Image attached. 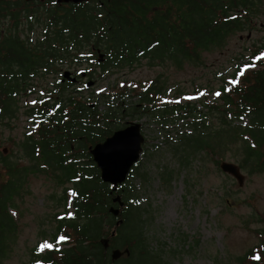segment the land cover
<instances>
[{"label": "trees", "instance_id": "trees-1", "mask_svg": "<svg viewBox=\"0 0 264 264\" xmlns=\"http://www.w3.org/2000/svg\"><path fill=\"white\" fill-rule=\"evenodd\" d=\"M44 3L41 44L38 41L32 47L27 45L24 51L28 59L33 57L34 67L37 53L42 54L41 75L45 80H52L43 84L41 90L38 85L34 86L38 88L39 100L28 106L25 112L33 115L35 120L40 116L41 122L38 129L35 126L33 132L26 134L22 146L26 149L25 154L28 155V151L29 155L43 161L39 171L50 172L60 186V193L52 194L58 200L59 210L55 213V230L51 239L57 240L63 234L68 240L63 247L35 251L37 258L51 264H158L144 232L141 214L146 209L140 208L138 199L132 201L135 193L130 177L141 159L134 165L129 178L115 189L111 183L102 180L89 146L104 140L122 126L110 122L113 117L110 115L116 111L124 113L126 108H131L142 114L157 109L159 116L170 119L175 110L181 109V115L189 118L187 123L192 128V131H185L181 140L191 141L190 145L196 149L211 152L219 169H222L223 152L232 148L243 170L249 174L264 173V60H260V66L247 69L243 76L236 70L232 75L239 81L237 84L225 82L219 87L217 97L223 99L220 109L223 114H229V118L222 115L215 144L199 127V116L195 119V113L204 115L208 111L202 113L191 100L159 103V97L165 92V84L159 80H150L147 87L138 92L140 103L132 102L131 105L125 102L129 85L112 90L115 96L112 100L106 99L110 108L103 111L98 108L103 94H83L81 89L73 86L74 81L66 78L64 82L60 75L55 77L53 73H58L57 68L65 62L80 66L87 58L108 74L144 60L158 65L172 61L178 68H182L185 62L198 63L203 51L223 49L231 35L251 29L263 13L264 0H86L77 3L44 0ZM263 50L264 42L250 54V62H255L253 58ZM7 51L6 44L1 42L0 93L3 95L6 91L14 92L19 86L18 77L4 72ZM13 51L21 50L15 47ZM100 53H103V59H99ZM85 71V75L93 79L95 71L90 67ZM49 73L52 74L50 77ZM83 75L79 72V76ZM23 77L29 88L34 83L32 76ZM131 90L138 89L133 87ZM13 99L14 96L10 106H1L0 119H4L9 111L11 116L15 115L13 105L16 100ZM207 105L213 106L212 103ZM238 118H247L248 122L244 126L237 125ZM202 122L205 123L206 119L203 118ZM210 124L214 125L213 122ZM236 132L239 134L235 138ZM233 142L235 145L231 144ZM179 148L181 143L176 146ZM20 161L7 157L1 159L0 262L5 258L7 234L10 231L15 240V233H18L16 218L8 210V200L29 192L23 191L31 167ZM188 162V158L181 159L182 164ZM162 174L167 182L171 181V171ZM223 188L221 197L229 200L231 192L228 187ZM119 193L125 205L115 215L110 207L119 206L114 201ZM121 217L124 220L117 225ZM254 220L261 222L262 217L255 215ZM114 228L116 234L112 235ZM262 230L264 226L259 229L264 239ZM41 235L47 233L43 231ZM104 236L109 237L107 247L101 241ZM258 245L260 252L249 248L234 261L230 256L219 264H245L249 252L253 264H264V240ZM113 247H129L130 254L113 260L110 252Z\"/></svg>", "mask_w": 264, "mask_h": 264}, {"label": "rangeland", "instance_id": "rangeland-1", "mask_svg": "<svg viewBox=\"0 0 264 264\" xmlns=\"http://www.w3.org/2000/svg\"><path fill=\"white\" fill-rule=\"evenodd\" d=\"M251 27L231 35L225 48L205 50L200 62H185L182 68H178L172 61L157 65L144 60L142 63H135L108 74L102 71L96 62H90L87 58L80 66L65 62L56 71L61 70L64 73L69 70L72 72V78L76 76L73 74L75 69H78V73L88 67L95 71L94 83L82 91L83 94H103L98 105L103 111L110 108L106 99H113L115 95L112 90L129 85L125 102L131 105L132 102L140 103L138 92L147 87L151 78L159 80L165 84V92L159 97V103H183L191 100L202 113L208 111L204 115L195 113V119L199 116V127L209 134L215 144L217 125L222 115H229L221 112L220 104L223 99L216 95L220 92L219 87L225 82L235 80L232 74L236 70L245 73L251 68H246L247 65L258 67L260 60H264L263 50L253 58L255 62H250V54L264 42V7L263 13ZM51 75L48 74L49 77ZM53 75L56 77L60 74ZM78 79L76 77L74 80L75 87H85L86 85L82 84L84 79L79 83ZM51 80L39 79L36 83L43 85ZM133 87L138 90H131ZM38 96L39 91L35 89L28 94L24 93L17 99L19 107L9 124H0V152L5 146L15 143L12 146V155L20 156L22 164L32 165L23 191L29 192L17 195L10 206V212L17 221L16 243L0 264H36L35 260L38 258L35 257L38 256H35L34 251L50 249L45 247L41 250L42 244H51V248L66 245V240L59 239L61 236L67 237L66 235L61 234L57 242L51 239L55 230V213L59 210L58 200L53 198L52 194L60 193V186L50 172L39 171L42 167L37 170L34 168L33 164L37 163L38 157L31 160L24 149L19 147L22 146L26 133L34 131L37 119L33 118L31 122V118L24 111L33 101L39 100ZM208 103L213 106H208ZM113 108L117 109L115 106ZM181 113V109L175 110L170 119H164L158 115L157 109L141 114L126 108L124 113L116 111L110 115L113 116L110 122L115 125H123L125 121L131 120L142 123L146 139L140 164L135 167V173L130 177L135 193L132 201L138 199L140 208L146 209L141 217L144 218L146 241L156 262L219 264L226 262L230 256L234 261L249 248L260 252L258 242L264 240L259 234L260 227L264 226V173L249 174L243 170L245 181L242 185L239 184L233 175L231 177L230 173L219 169L211 152L196 149L190 145L191 141L184 142L180 139L186 130L192 131L187 123L189 118L183 117ZM203 118L206 119L205 123L202 122ZM247 122V118H238L235 121L241 126ZM238 134L239 132H236L233 137L236 138ZM16 143L19 146H15ZM180 143L181 148L176 149ZM231 144L235 145V142ZM234 153L232 148L226 149L223 152L224 159L237 161ZM187 158L190 162L182 164L181 159ZM167 170L172 172L170 182H167L162 174ZM2 176L6 178L4 174ZM223 187H228L231 192L229 200L221 197L224 194ZM255 215L262 217V221H255ZM43 231L47 235L42 236ZM250 253L247 254L245 264H253ZM257 256L259 257V254ZM47 262L44 260L38 264Z\"/></svg>", "mask_w": 264, "mask_h": 264}, {"label": "flooded vegetation", "instance_id": "flooded-vegetation-1", "mask_svg": "<svg viewBox=\"0 0 264 264\" xmlns=\"http://www.w3.org/2000/svg\"><path fill=\"white\" fill-rule=\"evenodd\" d=\"M45 6L46 5L44 3V0H0V44L1 42L2 44L5 43L8 48V51L6 52V54H4V64L6 65L4 72L6 74H10V75H14L18 77L17 80H19V86L14 92L6 91L4 95H3V92L0 93V110L3 104H8V106H10L12 97L14 96L15 99H13V101L16 100V104L13 106L15 107V111H16L19 107V104L17 103L18 98L22 97L24 93L28 94V92L33 91V89H35L34 86L36 85H38L39 88L43 87L42 83L40 82L38 84L36 83V81H38L39 79L42 81L44 80L43 75H41L43 72L42 56H41L42 54L37 53L36 66L34 67L33 57L31 59H28L27 52H25L24 49H26L27 45L32 47L35 43H38V41H40L39 45L41 44L40 39H42V30H43V10ZM15 47H18L21 51L20 52L13 51ZM1 57L2 56H0V58ZM153 64H156V62H154ZM58 73L60 74V78L65 82L66 80L63 79V73L61 72V70H59ZM73 74L79 78L78 83L80 80L84 79V82L82 83L84 85H86V81L90 77L85 74L83 76H79L78 69L73 70ZM27 75H31L32 76L31 80L32 82H34L30 84L29 88L27 87V82L23 77ZM80 75H82L81 71H80ZM36 76H38L39 78L35 79ZM150 80H155V79L151 78ZM73 86H75V84H73ZM85 87L83 88L77 87V88L82 90V89H85ZM37 89L38 88H36L35 90ZM32 104H36V103H32ZM27 116L31 118V122H32L34 118L33 115L27 114ZM13 117L14 115L11 116L10 111H9L4 119H0V124L1 123L9 124L11 118ZM40 122H41V117L38 116L37 124L35 125L37 129L40 125ZM0 143H1V140H0ZM14 144L15 143H12L8 147L5 146V148L2 149V151L0 152V166L2 165L1 159L3 157L21 160V157L18 158V156L14 157L12 155V152L14 151L12 146ZM15 146H19V144L16 143ZM19 147H22L24 151L26 152V149L23 146H19ZM27 153L29 155L28 151ZM29 157L32 160L33 157L31 155H29ZM26 166H30L32 169V165L27 164ZM33 166L36 170L39 167H42V160L39 159L35 165L33 164ZM22 170H25V169H22ZM111 184L113 185V188H115L114 184L113 183ZM119 185L120 184H118L117 186ZM12 199H13L12 197L9 198V200L7 199L9 202V206H8L9 212H10V206L13 204ZM11 214L13 215V213ZM17 235L18 233L16 232L14 237H17ZM10 237H13V236L10 235V231H9V233L7 234V238H6L7 245L5 244V248H6L4 252L5 257H7L10 254L13 246L16 243V239L13 240L12 238L10 239ZM54 241L57 242V240H54ZM35 262L36 264H38L39 262H43V260L38 259L37 261L35 260ZM31 264H34V263H31ZM46 264H51V262H47Z\"/></svg>", "mask_w": 264, "mask_h": 264}, {"label": "water", "instance_id": "water-1", "mask_svg": "<svg viewBox=\"0 0 264 264\" xmlns=\"http://www.w3.org/2000/svg\"><path fill=\"white\" fill-rule=\"evenodd\" d=\"M59 2H82L86 0H58ZM103 53H100L99 59H103ZM85 70L82 71L85 74ZM72 72L65 70L64 78H69L72 81L76 80V76L71 77ZM94 83V79L87 81V86ZM145 134L142 131V123L137 120L129 121V123L123 127L116 128L110 135L104 140L89 146V150L92 154L94 161L97 163L101 171V178L105 182L113 183L114 187L123 183L133 165L141 158L143 151V143L145 141ZM221 168L232 174L242 185L245 181V173L241 169L240 165L236 161L223 160L221 162ZM114 201L119 203V206H111L110 211L118 215L121 211V207L125 205V200L122 194H118L114 197ZM123 217L119 218L116 222L117 225L122 223ZM116 229L112 231L115 234ZM101 241L105 246L109 245V237H102ZM129 254L130 249L126 247L124 249L120 247H114L111 250V258L113 260L120 258L123 254Z\"/></svg>", "mask_w": 264, "mask_h": 264}, {"label": "snow or ice", "instance_id": "snow-or-ice-1", "mask_svg": "<svg viewBox=\"0 0 264 264\" xmlns=\"http://www.w3.org/2000/svg\"><path fill=\"white\" fill-rule=\"evenodd\" d=\"M257 59H259V57H258ZM254 66H255V65H247L246 68H247V67H254ZM239 75H240V76H243V75H244V72L241 71V72L239 73ZM238 82H239L238 80H233V81H232V84H237ZM216 95H220V93H216ZM32 103H37V102H36V101H33ZM59 239H60L61 241H63V240H67L68 238H67V237H64V236H61ZM45 247L51 248L52 245H51V244H47V243L42 244V245H41V250H43V248H45ZM258 258H259V257H257V259H258Z\"/></svg>", "mask_w": 264, "mask_h": 264}]
</instances>
